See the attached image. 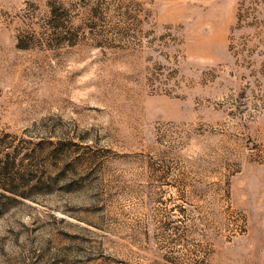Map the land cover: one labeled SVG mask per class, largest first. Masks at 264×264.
Returning a JSON list of instances; mask_svg holds the SVG:
<instances>
[{"label": "rangeland", "instance_id": "374dc122", "mask_svg": "<svg viewBox=\"0 0 264 264\" xmlns=\"http://www.w3.org/2000/svg\"><path fill=\"white\" fill-rule=\"evenodd\" d=\"M0 264H264V0H0Z\"/></svg>", "mask_w": 264, "mask_h": 264}, {"label": "trees", "instance_id": "16d2710c", "mask_svg": "<svg viewBox=\"0 0 264 264\" xmlns=\"http://www.w3.org/2000/svg\"><path fill=\"white\" fill-rule=\"evenodd\" d=\"M11 191V190H10ZM12 194H13V192H12ZM23 195V194H22ZM22 195H20L21 197H22Z\"/></svg>", "mask_w": 264, "mask_h": 264}]
</instances>
